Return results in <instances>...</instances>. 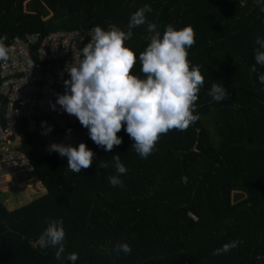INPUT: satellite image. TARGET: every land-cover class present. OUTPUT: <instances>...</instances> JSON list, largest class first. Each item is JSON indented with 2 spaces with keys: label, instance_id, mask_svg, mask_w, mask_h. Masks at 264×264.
Segmentation results:
<instances>
[{
  "label": "trees",
  "instance_id": "16d2710c",
  "mask_svg": "<svg viewBox=\"0 0 264 264\" xmlns=\"http://www.w3.org/2000/svg\"><path fill=\"white\" fill-rule=\"evenodd\" d=\"M145 4L151 7L147 21L161 33L167 25L193 29L187 59L204 76L193 112L198 119L184 131L160 134L147 158L131 149L123 126L121 144L105 152L80 122L61 129L42 116L31 128L23 119L17 145L47 191L9 210L8 192L0 188V264H71L70 253L78 255L75 264H264V84L257 78L264 67L250 71L255 38H264V2L0 0V35L8 47L31 32L110 24L127 30L130 15ZM132 33L125 43L137 57L132 71L142 76L138 56L149 43L146 25ZM212 81L226 89L219 103L207 94ZM78 132L83 139L72 144L85 142L94 157L75 173L66 157L49 151V142ZM113 156L126 168L117 186L108 180L116 175ZM102 160L108 167L98 169ZM49 219L61 220L65 230L59 260L54 248L37 243ZM233 240L237 247L212 254ZM118 243L131 252L114 250Z\"/></svg>",
  "mask_w": 264,
  "mask_h": 264
},
{
  "label": "clouds",
  "instance_id": "9594fccd",
  "mask_svg": "<svg viewBox=\"0 0 264 264\" xmlns=\"http://www.w3.org/2000/svg\"><path fill=\"white\" fill-rule=\"evenodd\" d=\"M264 2V0H261ZM264 12V7L261 8ZM151 12L150 5H143L133 12L127 23V30L115 25L107 29L93 26L88 32V42L80 50L75 63L65 66L68 78L63 81L65 91L58 94L55 109L59 105L65 113L73 115L88 131L89 138L105 152L119 145L122 138L117 135L122 126L133 141V149L140 158H147L154 149L160 134L169 130H186L190 123L198 119L194 115L195 101L199 88L204 86V76L199 67L190 65L187 49L194 43L191 26L175 28L165 26L158 30L155 23L146 19L145 13ZM146 25L149 43L139 53L140 72L136 75L132 69L136 63L134 51L126 45L132 37V29ZM0 35V61L9 59L11 49L2 41ZM251 72H257V65L264 67V38L257 36ZM258 81L264 84V72L258 73ZM219 103L226 97V89L219 82L212 81L207 93ZM51 131L50 126L45 134ZM49 151L57 152L67 158V168L79 173L92 163L94 152L85 142L78 145L53 142ZM116 175L108 177L112 186L121 184L119 174L126 172L119 156H113ZM108 165L102 160L99 168ZM65 230L58 219H49L38 237L41 249L52 247L54 257L59 260L65 252ZM238 240L225 242L213 251V255L227 253L237 247ZM116 251L125 254L131 252L127 243H118ZM66 259L75 264L76 253H70Z\"/></svg>",
  "mask_w": 264,
  "mask_h": 264
},
{
  "label": "built area",
  "instance_id": "2783aa9c",
  "mask_svg": "<svg viewBox=\"0 0 264 264\" xmlns=\"http://www.w3.org/2000/svg\"><path fill=\"white\" fill-rule=\"evenodd\" d=\"M90 29L52 31L46 35L31 32L15 36L9 59L0 62V188L24 184L39 192L44 184L35 167L18 145V129L23 119L30 125L37 117L47 116L61 129L79 122L59 105L58 94L65 91L68 78L65 66L79 58L88 42ZM11 175V178H7Z\"/></svg>",
  "mask_w": 264,
  "mask_h": 264
},
{
  "label": "rangeland",
  "instance_id": "374dc122",
  "mask_svg": "<svg viewBox=\"0 0 264 264\" xmlns=\"http://www.w3.org/2000/svg\"><path fill=\"white\" fill-rule=\"evenodd\" d=\"M83 135H84L83 132H78V133H71L65 135L64 137L63 136L57 137L51 140L49 146L53 142L72 144L82 140ZM7 178H11V175H8ZM2 191L8 192L5 197L7 200L4 201V204L9 210L15 209L19 205L23 203H27L38 196L37 190L30 188L29 186H26L24 184H21L19 186H14L13 188L5 186L2 187ZM9 199H14V200L16 199V201Z\"/></svg>",
  "mask_w": 264,
  "mask_h": 264
},
{
  "label": "crops",
  "instance_id": "0c3cea01",
  "mask_svg": "<svg viewBox=\"0 0 264 264\" xmlns=\"http://www.w3.org/2000/svg\"><path fill=\"white\" fill-rule=\"evenodd\" d=\"M30 127L31 128H34V124H32V125H30ZM51 142V141H50ZM49 142V143H50ZM46 191H47V189H46V187L45 186H43V188L38 192V196H40V195H42V194H44V193H46ZM37 196V197H38ZM36 198V197H35ZM7 200V199H6ZM33 200V199H32ZM31 201V200H30ZM24 204H26V203H23V204H21V205H19L18 207H20V206H22V205H24ZM17 208V207H16ZM13 210V209H12Z\"/></svg>",
  "mask_w": 264,
  "mask_h": 264
}]
</instances>
